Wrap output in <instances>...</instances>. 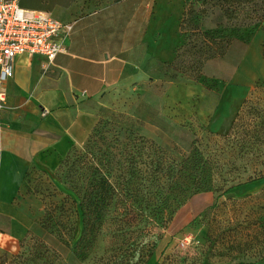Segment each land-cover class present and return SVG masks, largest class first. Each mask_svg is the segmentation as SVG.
<instances>
[{"label": "rangeland", "instance_id": "1", "mask_svg": "<svg viewBox=\"0 0 264 264\" xmlns=\"http://www.w3.org/2000/svg\"><path fill=\"white\" fill-rule=\"evenodd\" d=\"M43 1L50 4L51 0ZM144 2L150 6L152 21L161 18L158 25L152 22L146 27L133 21L129 7L128 11L107 12L114 19L106 18L105 28L110 22L115 36L121 37L126 27L127 44L136 45L140 40L138 31L146 27L152 32L156 25L160 33L152 35L151 49L159 43L167 60L155 61L152 54L148 73L123 80L98 98L96 124L108 131L117 130L121 138L127 136L126 130L133 132L173 157L188 156L193 148H199L217 166L214 186H234L254 170L264 172V151L258 160L251 155L241 156L218 137L227 133L245 98L251 100L249 106L261 110L258 120L264 121V74L261 71L248 82L239 80L245 46L255 36H264V0L231 8L215 3L194 4L197 21L187 29L195 31L200 40L191 37L187 43L177 28L185 10L183 0ZM228 9L236 19H226ZM225 38L231 39L226 53L204 61L193 73V64L211 52L210 40ZM258 59L264 62V40L258 48ZM257 71L248 65L244 73L247 76ZM188 74L195 78L187 79ZM86 141L75 148L82 149ZM59 165L51 174L32 169L25 178L28 193L43 198L48 210L61 205L67 193L56 180ZM44 205L39 222L41 234L2 253L0 264H132L139 257H143V264H250L264 249V238L258 233L259 223L264 220V180L239 185L225 194L202 191L180 207L166 227L149 222L121 227L108 221L83 227L81 219L69 217L67 211H56L49 220ZM84 228L87 235L79 239ZM72 229L73 235L69 236L68 230ZM194 241L200 244L194 247ZM150 249L152 255L147 259Z\"/></svg>", "mask_w": 264, "mask_h": 264}, {"label": "crops", "instance_id": "2", "mask_svg": "<svg viewBox=\"0 0 264 264\" xmlns=\"http://www.w3.org/2000/svg\"><path fill=\"white\" fill-rule=\"evenodd\" d=\"M43 2L20 0V7L47 13L74 27L64 51L51 64L43 56L17 57L13 77L3 86L6 108L0 114V255L43 231L39 225L43 205L28 193L26 175L32 169L53 173L73 147L86 141L97 121L98 98L123 80L148 73L152 54L155 61L167 60L159 43L151 49L152 35L160 33L156 23L161 18L150 19V6L144 0ZM129 7L133 21L146 27L156 24L152 32L146 27L138 31L136 45L127 44L126 27L119 37L110 22L106 28L104 25L106 18L114 19L107 12L128 11ZM262 40L264 36L257 35L245 46L239 80L248 82L261 71L264 74V62L258 59ZM248 65L257 73L246 76ZM260 263L264 261L250 264Z\"/></svg>", "mask_w": 264, "mask_h": 264}, {"label": "trees", "instance_id": "3", "mask_svg": "<svg viewBox=\"0 0 264 264\" xmlns=\"http://www.w3.org/2000/svg\"><path fill=\"white\" fill-rule=\"evenodd\" d=\"M185 10L178 25L179 35L184 40L199 41L195 31L187 29L197 21L194 4L247 5L252 0H183ZM227 20L236 19L230 9L225 13ZM231 44L230 38L210 40V53L193 65V73L199 71L204 61L223 56ZM177 58V57H176ZM185 73V72H184ZM187 79L195 78L188 74ZM245 98L225 135L218 136L222 144L241 156H254L256 160L264 151V121H259L261 110L249 106ZM121 138L117 130H105L97 123L91 130L85 146L73 148L61 161L56 180L62 183L67 193L61 205L51 210L44 205L48 219L56 211L78 216L83 227H96L105 222H114L121 227L137 226L140 222L155 223L166 227L189 199L204 191L225 194L239 185H248L264 180V172L254 170L244 182L234 186H214L213 176L217 166L199 148H193L188 156L173 157L166 149L153 141L125 132ZM69 204L68 208L65 206ZM65 210V211H64ZM48 212V213H47ZM47 227V226H44ZM74 229L68 230L72 236ZM257 233V231H256ZM258 233L264 238V220L259 223ZM86 234L81 230L79 239ZM264 241V240H261ZM259 241L257 240L256 243ZM200 244V242H199ZM152 255L150 249L147 259ZM256 262L264 261V249ZM143 257L132 264H143ZM254 262V263H256Z\"/></svg>", "mask_w": 264, "mask_h": 264}, {"label": "built area", "instance_id": "4", "mask_svg": "<svg viewBox=\"0 0 264 264\" xmlns=\"http://www.w3.org/2000/svg\"><path fill=\"white\" fill-rule=\"evenodd\" d=\"M73 27L47 13L22 9L20 0H0V114L6 108L3 86L13 77L14 60L37 55L51 64L64 51Z\"/></svg>", "mask_w": 264, "mask_h": 264}]
</instances>
